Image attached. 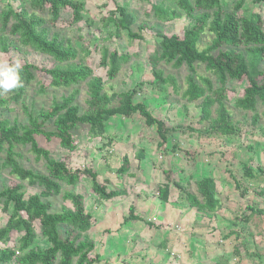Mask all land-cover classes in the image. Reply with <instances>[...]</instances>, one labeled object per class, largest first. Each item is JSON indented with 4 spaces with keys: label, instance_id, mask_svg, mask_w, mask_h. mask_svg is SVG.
Masks as SVG:
<instances>
[{
    "label": "trees",
    "instance_id": "trees-1",
    "mask_svg": "<svg viewBox=\"0 0 264 264\" xmlns=\"http://www.w3.org/2000/svg\"><path fill=\"white\" fill-rule=\"evenodd\" d=\"M25 1L28 2V7L14 8L9 4L0 11V53L10 52L18 43L52 58L56 64L39 69L27 62L23 65V86L11 90L8 97L0 93V152H4V158L0 162V176L3 171H8L21 181L0 190V209L8 214L5 224L0 227V242L5 245L0 247V264H94L98 262L97 256L91 257L95 243L87 234L93 225V216L86 210L84 195L64 190L63 186L75 187L84 177H88L92 191L101 200L112 199L118 193L108 191V180L99 182L98 172L94 169L72 167L65 158H53L49 150L38 144L36 136H44L47 140L55 137L63 149L73 152L79 142L74 130L79 125H87L89 137H100L105 148L113 143V139L107 135L109 120L117 115L131 118L138 113L147 126L156 127L159 137L157 145L159 149H163L171 129L167 127L165 120L155 117L143 102L135 101V88L111 95L106 93L105 82L94 75L92 68L79 56L72 42L58 32H51L50 28L57 25L63 10L71 13V24L84 21V0ZM142 1L150 4L147 17L153 16L160 23L178 19L182 14L191 20L182 36L158 34L160 39L156 50L149 58L152 82L169 86L174 93L179 94L177 78L173 75L166 76L158 63L163 62L177 69L186 66L188 74L182 98L187 103L199 101L201 119L210 123V134L235 135L237 129L227 106L232 90L228 87L229 80L246 78L248 81L242 96L235 99L238 109L256 112L259 104L264 106V71L261 69L264 62V21L257 12H243L248 2L258 4L264 0H235L232 8L227 7L226 0H174L175 7L164 1ZM100 21L103 28L114 27L112 37L116 39L127 34L131 40H142V32L151 27L153 29L149 20L139 22L138 13L125 6H117ZM134 26H137V31H134ZM207 33L211 38L200 48ZM100 54V65L107 68L109 80H114L122 65L131 60L130 54L110 50L108 47L101 48ZM199 65H203L215 77L218 86H214L211 76L198 73ZM37 72L50 77L48 85L41 84V92L48 88L77 87L55 100L48 108L34 113L22 102V98L24 86L35 80ZM81 84L86 86L87 95V110L83 112L77 102L80 95L78 86ZM115 100L118 104L114 105ZM19 103L26 114L25 122L2 117L3 111L11 110L10 105ZM258 120L259 115L255 114L253 122ZM173 129L179 130L181 127ZM18 146L27 149L36 161L43 160L46 173L24 166L18 160L21 156L17 151ZM128 169L129 158L125 156L116 172L124 174ZM263 173V168H254L249 163L243 165V177L249 181L257 178L255 174ZM167 180L179 187L170 171H167ZM233 180L241 197H245L248 190L239 180ZM22 182L39 187L40 192L26 197ZM195 184L197 195L188 193L189 203L209 213L217 212L221 203L215 179L203 177ZM168 191L169 186L165 184L162 190L164 199ZM59 195H62L63 200L69 201L72 208L62 207L58 212L52 211V204L47 199ZM246 209L249 210V215L243 221L249 220L250 215H264V210L254 204L247 205ZM137 220L143 218L136 215L131 206L124 222ZM37 226L40 236L49 243L46 248L36 244ZM63 226L65 237H61L60 232ZM12 233L20 235L15 247L6 245Z\"/></svg>",
    "mask_w": 264,
    "mask_h": 264
},
{
    "label": "rangeland",
    "instance_id": "rangeland-1",
    "mask_svg": "<svg viewBox=\"0 0 264 264\" xmlns=\"http://www.w3.org/2000/svg\"><path fill=\"white\" fill-rule=\"evenodd\" d=\"M84 1V21L78 24H71V13L63 10L57 25L50 28L51 32H58L60 36L68 38L72 42L74 48L78 50L79 56L84 58L85 63L92 68L94 75L101 77L105 82L104 89L106 93L111 95L135 88L137 91L135 101L143 102L155 117L165 120L167 127L171 131L167 135V143L163 149H156L155 143L159 139L156 127L147 126L144 118L136 113L131 118H124L117 115L112 117L108 122L109 131L112 132L113 130V134L116 136H125L129 148L124 147L123 142L117 143V138L113 144L104 148L100 137H89L87 125H79L74 130L79 142L77 149L73 152L63 149L60 146L59 140L55 137L47 140L44 136L37 135L36 139L38 144L49 150L51 156L55 159L65 158L72 167H90L95 171L98 169V162L103 163L104 152L115 150L119 147L118 150L121 155L126 154L130 157V169H134L135 176L139 175L142 178L136 184V189L145 188L143 186V177L146 179L148 176L147 174L143 175V173L150 172V170L153 171L152 169L157 171L160 169L159 174L164 179L163 173L161 172L164 169L170 170L172 178L176 181H181L186 189L191 192H196L195 182L197 179L205 175L215 174L218 169L222 170L225 168L227 173L230 172L248 190L246 196L243 198L240 196L239 191H233V188L230 189L229 187L225 188L226 184H220L218 187L220 190V201H222L221 206L224 205V210L222 208L218 212L225 219V221H222V228L224 229L227 225V229H233L234 232L240 231L241 234L238 236L240 241L238 240L237 245L234 246L235 243L229 241L223 235L220 238H216L215 235H210L209 239L212 240L213 238L215 246L222 247L223 250H225L224 248L227 247L225 244L229 241L227 250H229V254L231 253L232 264H264V215H250L249 220L243 221L245 220V216L249 215V210L246 209L247 205L254 204L264 210V173L260 175L255 174V176L260 178L255 181H249L243 177L244 163H249L254 168L260 167L264 170V106L259 104L257 111L251 112L240 110L235 105V99L242 96L244 89L248 86L247 79L244 78L239 81L229 80L228 82V87L232 90L230 89L231 92L229 93L227 106L237 133L229 136L210 134L208 132L210 123L201 119L199 101L187 103L181 96L182 91L186 88L185 80L188 74L186 66L177 69L163 62L158 63V67L163 69L166 76L173 75L177 78L180 85L179 94L174 93L173 89L169 86L152 82L153 74L149 58L156 50L157 43L160 39L158 34L166 33L182 36L184 30L190 26L191 20L182 14L178 19L160 23L153 16L147 17L150 11V4L142 0ZM152 1L156 3L164 1L173 7L176 5V1L174 3V0ZM226 1L228 3L227 7L232 8L235 0ZM9 4L14 8L18 6L28 7V2L25 0H0V11L6 9ZM117 6H125L135 11L139 15V22L149 20V24L153 26V29L151 27L150 29L144 30L142 32V40H131L127 34H124L119 39L112 37L114 27L103 28L100 20L102 17L108 16L109 12L115 10ZM243 12H257L262 16L264 21V2L258 4L248 2ZM133 29L137 31V26H134ZM210 38L211 35L209 33L205 34L200 43V48L204 47ZM103 47H108L110 50H118L121 53H128L131 57L128 63L122 65L118 76L114 80L107 78V68L100 65V50ZM15 59L20 60L22 65L28 62L38 66L39 69L50 68L56 64L52 58L37 53L29 47H24L18 43L10 52L0 53V60L11 61ZM261 69L264 71V62L262 63ZM198 73L211 76L203 65L198 66ZM211 78L213 79L214 86H218L219 84L215 77L211 76ZM49 81L50 77L48 75L43 72H37L35 80L24 86L25 93L22 102L34 113L48 108L55 100H59L62 95L70 93L73 88L77 87L48 88L45 92H41V84L48 85ZM78 87L80 88V95L77 102L83 112L87 110L85 103L87 98L86 86L81 84ZM10 94V91L4 93L6 97ZM115 104H118L116 100L114 101ZM10 109L3 111V118H8L12 121L18 120L19 122L26 121V114L20 103L10 105ZM255 114L259 115V120L256 123L253 122ZM176 126H180L181 129L174 130L173 128ZM131 143L135 148L130 146ZM140 148L147 153L146 156H149V161L146 160L147 158L140 160L134 156ZM17 151L21 154L18 160L24 166L46 173L43 160L36 161L34 156L21 146L17 147ZM3 158L4 152H0V162ZM115 162L113 164L118 165L119 163V165H122V159L117 160V163ZM98 177V180L102 183L101 177ZM151 177L152 174L149 175L150 180ZM231 182V185L234 187V181L232 179ZM16 183H21V181L15 176H12L8 171L1 173L0 190L3 187ZM22 183L25 185L26 197L40 192L39 187L30 186L27 182ZM63 189L78 193L80 191V193L83 192L85 194L91 193L90 179L84 177L77 186L71 187L64 185ZM234 194H238L239 196ZM47 200L51 202L52 211L54 212L60 211L62 207L72 208V204L69 201L63 200L62 195L54 196ZM92 204L94 203L89 201L88 205L92 206ZM7 218L8 214L2 212L0 209V227L5 224ZM243 226L245 228H242ZM60 232L61 237H65L64 226L60 228ZM210 233L213 232L210 231ZM19 236L17 233H12L11 239L6 245L15 247ZM122 236H114L112 238L111 246L114 249L112 247L109 248L110 244L106 245V235L101 240L100 238H96L98 241L97 248L96 250L94 249L91 257L95 258L97 256L96 253H98L100 256L102 254L109 263H111L110 261L114 263L116 260L115 264H123L121 259H124L125 264H132V254L143 252L150 246L148 244V235L143 236L140 233L136 237H133V234L127 236L124 233ZM36 244L42 248L49 246V243L40 236L38 226ZM233 246L236 252H232ZM0 247H5L4 243L0 242ZM247 248L250 249V253L246 252ZM127 257L128 259H126ZM98 261L100 262L99 264H105L103 258Z\"/></svg>",
    "mask_w": 264,
    "mask_h": 264
},
{
    "label": "crops",
    "instance_id": "crops-1",
    "mask_svg": "<svg viewBox=\"0 0 264 264\" xmlns=\"http://www.w3.org/2000/svg\"><path fill=\"white\" fill-rule=\"evenodd\" d=\"M113 133L114 131L112 130V132H110L109 126H107V135L109 138H112L113 142L117 138V143L123 142V146L128 147L125 136H116ZM155 144L156 149H158L157 142ZM130 146L135 148L132 143ZM118 149L119 147L115 150L104 152L105 154L102 159L103 163L98 162L97 169L98 176L101 177L102 183L104 180H108L106 184L107 190L116 191L118 194L112 199L101 200L92 191V188L91 193H81L85 197L86 210L93 216V225L87 234L94 241L95 250L98 242L96 238H100L101 240L106 235L105 243L106 245L110 244L109 248H111V240L114 236L123 237L122 234L126 233L127 236L133 234V237H136L137 234L142 233L143 236L148 235V244L150 246L143 252L133 253V260L131 259L133 261L132 264H232L233 260H231V253L229 254L227 247L229 241L234 242V246L237 245L236 243L239 240L238 236L241 232H234L233 229H227V225L224 227L226 230L222 228V221H225V219H223L218 212H220V209H222L224 205L215 213H209L191 205L188 201V193L196 194V192L189 191L182 185L181 181H176L174 178L172 179L178 183L179 187L172 181H168L167 171L170 170L162 169L161 172L163 173L164 179L159 174L160 169L159 171L152 169L153 171L150 170V172L143 173V175L147 174L148 176L146 179L143 177V186L145 188L136 189V184H138L142 178L139 175L135 176L134 169H130L131 162L129 163L127 172L124 174H117L116 172L121 165H119V163L118 165L113 164L114 161L117 163V160L122 159L123 164L124 157L127 156L126 154L121 155ZM137 151L138 152L134 154L136 158L140 160H142V158H147L146 160L149 161V156H146L147 153L142 148ZM140 154L141 156H139ZM127 157L130 160V157ZM146 160L145 162H147ZM151 174L152 177L150 180L149 175ZM202 177H212L215 179L219 199L220 190L218 187L220 184H226L225 188L229 187L230 189L233 188V191H239L235 186V182L234 187L231 185V179L233 180L235 177H233L230 172L227 173L225 168L222 170L218 169L215 174L213 173ZM257 179L260 178L257 176V178L252 181ZM222 180L224 181L221 182ZM165 184L169 186L166 199L162 196V190ZM96 200L103 203L99 201L96 202ZM89 201H92L94 204L89 206ZM220 203H222V201H220ZM131 206L134 207L135 214L142 217L143 220L124 222L125 217L130 213ZM222 210H224V208ZM242 228L245 227L243 226ZM210 231L213 233H210ZM210 235H215L216 238H220L221 235H223V237L229 239L225 244L227 246L224 248L225 250H223L222 247H216L214 239H209ZM234 246L232 247V252L234 251ZM46 247L48 246H45V248ZM112 249H114V247H112ZM246 252L250 253V249L247 248ZM96 255L98 260L103 258L104 263H106L107 260L102 254L100 256L96 253ZM126 259H128V257ZM115 261L114 263L112 261H110L111 263L107 262L108 264H115ZM121 262L125 264L124 259H121ZM99 263L98 261L94 264Z\"/></svg>",
    "mask_w": 264,
    "mask_h": 264
},
{
    "label": "clouds",
    "instance_id": "clouds-1",
    "mask_svg": "<svg viewBox=\"0 0 264 264\" xmlns=\"http://www.w3.org/2000/svg\"><path fill=\"white\" fill-rule=\"evenodd\" d=\"M23 86V65L20 60H0V93Z\"/></svg>",
    "mask_w": 264,
    "mask_h": 264
}]
</instances>
